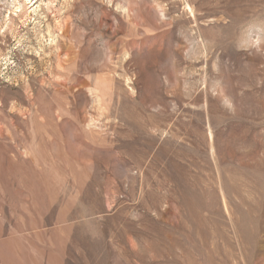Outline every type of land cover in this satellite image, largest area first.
Wrapping results in <instances>:
<instances>
[{
    "label": "rangeland",
    "instance_id": "374dc122",
    "mask_svg": "<svg viewBox=\"0 0 264 264\" xmlns=\"http://www.w3.org/2000/svg\"><path fill=\"white\" fill-rule=\"evenodd\" d=\"M0 264H264V0H0Z\"/></svg>",
    "mask_w": 264,
    "mask_h": 264
},
{
    "label": "bare ground",
    "instance_id": "6f19581e",
    "mask_svg": "<svg viewBox=\"0 0 264 264\" xmlns=\"http://www.w3.org/2000/svg\"><path fill=\"white\" fill-rule=\"evenodd\" d=\"M35 3H36V2L32 3V4H31V7H32L33 5H35ZM18 9H19V8L16 7L15 10H14V13H17V10H18ZM257 42H258V40H257Z\"/></svg>",
    "mask_w": 264,
    "mask_h": 264
}]
</instances>
